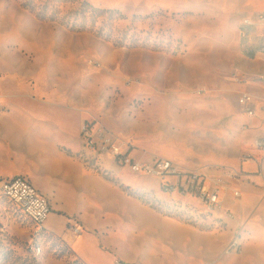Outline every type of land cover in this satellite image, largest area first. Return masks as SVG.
Wrapping results in <instances>:
<instances>
[{"label": "rangeland", "instance_id": "1", "mask_svg": "<svg viewBox=\"0 0 264 264\" xmlns=\"http://www.w3.org/2000/svg\"><path fill=\"white\" fill-rule=\"evenodd\" d=\"M83 1L106 12L94 21L76 16ZM197 4L0 0V178L30 177L36 187L57 193L63 182L46 173L53 156L50 141L41 139L45 133L37 135L39 146L31 154L10 146L30 139L27 123L19 116L44 129L61 124L73 139L82 141V157L89 165L90 160L109 159L123 169L130 177V194L144 205L195 224L188 226L199 231L230 233L229 241L240 230L241 253L221 251L215 264H264V180L248 177L264 172V153L255 147L257 139L264 140V124L245 118L237 105L240 94L250 92L261 116L264 56L255 60L243 55L240 22ZM80 97L85 104L78 102ZM86 121H96L129 142L130 156L141 163L161 158L186 172L206 174L220 167L223 172L240 173L234 188L242 198L236 200L231 193L223 197L217 219L194 197L164 193L159 179L133 174L113 157L93 156L81 135ZM245 159L262 166L247 171ZM61 201L79 205L66 195ZM52 214L50 206L42 224L47 233L36 236L37 228L0 198V264H83L79 253H87L97 264L118 260L135 264L100 256L85 235L74 243L66 237L69 226L53 223ZM162 231L175 233L171 228ZM135 239L141 245L148 243L139 234ZM36 247L41 249L39 255Z\"/></svg>", "mask_w": 264, "mask_h": 264}, {"label": "crops", "instance_id": "2", "mask_svg": "<svg viewBox=\"0 0 264 264\" xmlns=\"http://www.w3.org/2000/svg\"><path fill=\"white\" fill-rule=\"evenodd\" d=\"M189 1L197 6L199 2L200 5H206V8L210 9L208 12L213 11L214 14H229L233 21L240 23L242 17H253L264 13V0ZM221 8L226 9L225 13L220 10ZM80 99L78 102L85 104V100ZM17 118L27 123L30 139H24L19 144L13 143L10 148L15 152L21 150L31 154L35 151L39 146L38 134L45 133L41 139L45 142L50 141L48 148L53 160L51 168L48 167L46 173H52L53 178L62 180L63 183L57 188L58 192L44 191L42 187H36L30 177L26 179L48 199L54 211L50 217L53 223L78 225L82 228L83 232L78 237H73L69 231L65 233L66 237L74 239V243L85 235L100 256L111 258V261L118 258L135 264H215L216 254L221 251L222 254L224 253L230 233L215 234L199 231L188 226L195 224L176 219L144 205L139 198L130 194L132 191L130 177L123 174V169L118 168L109 159L97 160V163L90 160L89 165L88 160L82 157L84 155L82 141L73 139L61 124L44 129L41 126H32L31 120L27 117ZM260 122L264 124V120ZM60 162L68 169L63 170ZM243 164L248 166L247 171L250 172L262 166L261 163L258 165L253 160H247ZM99 171L105 172L104 175L98 173ZM248 177L264 180V172L261 169L260 175ZM255 188L261 189L256 185ZM62 195L75 198L78 207L75 208L72 203H63ZM163 228H171L175 233L165 234ZM149 232H152L153 236L148 238L146 233ZM136 234L147 238L148 243L141 245L135 239ZM136 248L142 253H138ZM77 256L83 264H97L87 253H84V256L79 253Z\"/></svg>", "mask_w": 264, "mask_h": 264}, {"label": "built area", "instance_id": "3", "mask_svg": "<svg viewBox=\"0 0 264 264\" xmlns=\"http://www.w3.org/2000/svg\"><path fill=\"white\" fill-rule=\"evenodd\" d=\"M238 36L241 41V51L243 55L251 59H261L264 56V13L253 17H245L241 20L238 29ZM264 80V77H261ZM237 105L242 109L245 118L249 120H264V102L261 103L257 112L256 98L249 92L240 94ZM85 147L94 155L113 157L119 166L127 167L133 174L157 178L160 180L161 190L170 194L196 198L206 209L208 214L217 216L223 210V197L231 193L236 200L242 198L241 193L234 188V184L239 182L241 174L228 170L216 172H186L182 171L172 161L168 159L154 158L152 163L144 164L130 156L129 142L116 136L104 125L95 122H85L81 127ZM255 147L264 151V140L257 139ZM127 148V152H123ZM247 161V159H245ZM170 178L173 182L170 183ZM0 198L7 199L20 213L30 221L36 228L35 233H47L42 224L46 222L50 214V204L48 199L40 194L35 187L23 177L0 180ZM143 198V197H142ZM147 198V197H144ZM228 220H233L231 214L227 215ZM218 219V218H217ZM240 227V225H238ZM73 237H78L83 230L78 225H69L68 230ZM240 230L236 231L234 237L224 249L225 255L238 254L242 250ZM36 254L41 253V249H33ZM115 264H124L120 260Z\"/></svg>", "mask_w": 264, "mask_h": 264}, {"label": "trees", "instance_id": "4", "mask_svg": "<svg viewBox=\"0 0 264 264\" xmlns=\"http://www.w3.org/2000/svg\"><path fill=\"white\" fill-rule=\"evenodd\" d=\"M106 11L100 10L95 7H92L86 3V1H83L81 3V7L74 13L76 16H80L81 18H86L89 16L90 21H94L99 16H102ZM110 15L108 16V20L114 19L113 12L109 11ZM119 19H123L122 15L119 16ZM52 20V19H51ZM75 22V21H74Z\"/></svg>", "mask_w": 264, "mask_h": 264}]
</instances>
